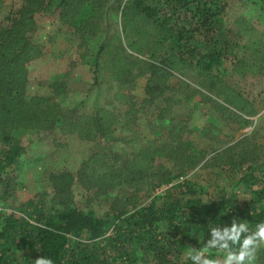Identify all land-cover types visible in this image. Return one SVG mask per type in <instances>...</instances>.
Segmentation results:
<instances>
[{
    "label": "trees",
    "instance_id": "1",
    "mask_svg": "<svg viewBox=\"0 0 264 264\" xmlns=\"http://www.w3.org/2000/svg\"><path fill=\"white\" fill-rule=\"evenodd\" d=\"M106 1L20 0L0 26V201L11 198L17 188L20 156L26 151L20 138L25 134L41 140L45 133L58 130L83 140L109 139L131 147L129 157L112 150L90 155L75 175L50 173L52 198L59 205L47 206V194L38 192L1 210L0 264H35L37 257L53 264H191L186 252L200 247L199 234L207 239L210 225L223 227L231 218L253 227L264 221V159L259 158L255 136L246 134L229 144L215 133L217 119H210L213 127L199 129L189 127L188 118L172 114L182 101L191 104V113L210 103L219 122L237 124L236 129L249 126L257 112L220 76L228 57L231 69L242 76L264 68V41L251 43L250 57L239 55L245 45L227 38L222 20L225 0ZM88 3L94 9L104 7V13L81 22L79 15ZM261 3L264 10V0ZM54 9L81 40L95 36L101 20L106 21V32L109 19L118 22L116 34H105L91 62L93 85H100L106 73L114 83L111 87L118 89L114 103L107 101L89 114L62 107L50 96H27L26 66L42 54L30 37L36 27L34 15ZM103 52L110 55L107 65L102 63ZM255 58L260 67L253 68ZM143 76L144 96L137 103L130 91L135 79ZM171 77L177 80L173 85ZM49 87L54 96H61L67 92V81L54 78ZM117 102L127 107L121 114L108 108ZM150 105L156 109L151 122L164 133L161 141L149 140L138 148L129 140L134 136L131 131L138 114ZM196 131L202 135L213 131L212 155L196 148L192 138ZM160 158L170 164L157 162ZM213 167L234 179L229 192L208 193L186 177L195 168ZM74 182L89 195L87 202L108 196L107 210L98 213L89 204H73L67 196ZM169 184L175 192L153 194ZM238 185L250 194L249 200L239 202L233 191ZM118 189L122 195H116ZM140 193L148 197L146 203L138 201Z\"/></svg>",
    "mask_w": 264,
    "mask_h": 264
},
{
    "label": "rangeland",
    "instance_id": "2",
    "mask_svg": "<svg viewBox=\"0 0 264 264\" xmlns=\"http://www.w3.org/2000/svg\"><path fill=\"white\" fill-rule=\"evenodd\" d=\"M106 1V0H105ZM124 2V1H123ZM107 1L105 5H107ZM225 10L223 12V23L227 38L230 41L237 42L243 46L240 49L239 55L242 58L250 57V47L253 41L257 39L264 41V10L261 9V0H225ZM20 6V0H2L0 4V26L6 24L5 17L16 10ZM104 7L94 9L91 3L83 7L80 13V20H89L91 15L103 14ZM119 16V14H118ZM36 27L30 35L31 40L38 44L42 49V54L27 64V83L25 91L27 96H45L52 97L55 101L61 104L62 107H74L80 112L92 113L97 107L106 105L107 101L113 102V96L118 90L111 87L112 79L103 73L104 78L100 85L92 83V57L93 52L102 42L105 34L114 35V29H119V24L111 22V28L106 32V21L101 20V30L95 36H88L86 39H79L73 33L71 27L62 24L59 16V9H54L48 13L39 12L34 15ZM251 27L252 32L243 30L244 26ZM242 29V30H241ZM245 29V28H244ZM250 40L248 41V37ZM85 41V44L83 43ZM250 46V47H249ZM106 49V48H105ZM262 56H264V47H261ZM104 65H107L106 58L110 55L103 52ZM141 57V56H140ZM141 58H145L142 56ZM231 57H228L224 69L220 76V81L225 85H232L233 89L241 93L251 106L257 112L251 117L253 122L243 129H236L237 124L219 122L217 112L211 108L210 103H207L199 109H194L191 113V104L182 101L181 104L173 107V116L177 118H188V126H197L199 129L203 127H213L210 119H217L215 125L219 128H214L218 133V137H224L225 140L233 143L240 137L246 134L255 136V143L259 145L260 159H264V68L254 69V72H248L245 75H240L238 70H232L229 64ZM253 68L260 67V60L255 58ZM104 69V67H103ZM106 72V71H103ZM54 78H64L67 81V92L61 96H54L50 89V83ZM146 77H138L135 79L134 88L130 91L139 103L144 96V86ZM177 82L175 77L169 79L172 85ZM117 89V90H116ZM124 93H127L124 90ZM200 97V96H197ZM112 99V100H110ZM199 99V98H198ZM114 107V108H113ZM111 110H116L119 114L127 109L122 103H115L108 106ZM156 109L153 105L146 106L143 113H139V119L134 124L131 132L132 136L129 140L132 144L140 148L149 140H162L163 131L151 122L155 115ZM191 114V115H190ZM221 123V124H220ZM212 129V130H214ZM256 133V134H255ZM125 134V133H124ZM209 134L202 135L201 132H195L192 136L196 148L203 149L212 155L210 136ZM43 136V135H42ZM136 137V139H135ZM107 138V137H106ZM136 140V141H135ZM136 142V143H135ZM20 144L25 148V153L20 156L21 170L17 174V188L11 198L0 201V211L3 209L9 210L17 204L22 203L35 196L36 193H46V205H59L57 200L52 198L53 191L49 185L47 177L50 173L70 172L76 174L79 169H82L85 161L90 155L105 154L109 150L125 152L126 157H129L130 146H125L122 142L113 140H83L78 138L76 134H62L55 130L51 134L45 133L41 140H37L36 136L25 134L20 138ZM3 150V145L0 142V153ZM157 162L169 165L170 163L163 158ZM230 173L221 171L219 168H195L187 174V178L194 180L200 184L208 193L223 190L229 192L230 186L233 185L234 179L229 176ZM235 174L233 173V176ZM256 175L261 177V174L256 172ZM171 184L156 188L153 194H163L165 192H175ZM257 186H255L256 188ZM233 191L236 193L239 202H244L250 199V194L245 192L241 185L235 186ZM120 194V190L116 195ZM121 193L120 195H122ZM69 199L72 203L85 207L91 205L96 212L102 213L107 210L109 200L106 196L100 195L92 202H87L89 195L77 183L74 182L72 188L68 191ZM148 197L144 193L139 194L138 201L146 203ZM130 207L131 204H127ZM196 247V246H195ZM199 249V248H198ZM213 258H221L217 254H212ZM151 264V263H147ZM256 264H264V249L257 252Z\"/></svg>",
    "mask_w": 264,
    "mask_h": 264
},
{
    "label": "clouds",
    "instance_id": "3",
    "mask_svg": "<svg viewBox=\"0 0 264 264\" xmlns=\"http://www.w3.org/2000/svg\"><path fill=\"white\" fill-rule=\"evenodd\" d=\"M197 243L199 249L193 246L186 252L191 264H256L257 252L264 249V221L253 227L246 220L231 218L223 227L210 225L208 238L201 232ZM212 250L221 258H213ZM35 264H53V261L37 257Z\"/></svg>",
    "mask_w": 264,
    "mask_h": 264
}]
</instances>
